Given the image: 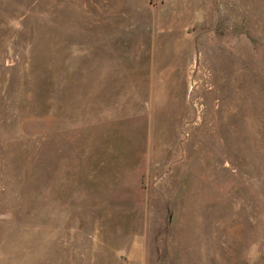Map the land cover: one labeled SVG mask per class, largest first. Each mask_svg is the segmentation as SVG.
<instances>
[{"label": "rangeland", "instance_id": "1", "mask_svg": "<svg viewBox=\"0 0 264 264\" xmlns=\"http://www.w3.org/2000/svg\"><path fill=\"white\" fill-rule=\"evenodd\" d=\"M0 264H264V0H0Z\"/></svg>", "mask_w": 264, "mask_h": 264}]
</instances>
